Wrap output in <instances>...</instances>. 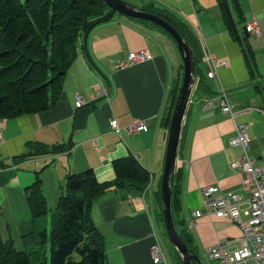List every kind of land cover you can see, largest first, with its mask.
<instances>
[{"label": "crops", "instance_id": "crops-1", "mask_svg": "<svg viewBox=\"0 0 264 264\" xmlns=\"http://www.w3.org/2000/svg\"><path fill=\"white\" fill-rule=\"evenodd\" d=\"M238 1L242 16L236 19L240 21L242 40L231 35L217 0H132L159 13L170 12L179 23L192 28L204 75L214 67V58L228 61L217 67V78L207 77L210 90L196 92L197 79L183 124L188 141L177 164V169L183 170L180 218L185 220L194 250L210 264L216 263L206 255L205 246L231 242L240 234L239 227L208 215L199 217L192 227L188 224L192 212L203 209L204 186L215 184L223 190L240 191L245 197L250 195L242 187L243 172L230 165L241 154L239 147L230 145L237 123H249L251 153L258 164H264V0ZM118 14L82 35L78 56L55 105L37 113L0 119V233L24 249L37 240L35 233L45 228L42 223L47 214L33 219L25 199V187L32 184L37 171H41L49 210L55 213L67 174L93 168L100 182L111 181L116 176L114 160L133 155L151 174L147 192L143 196L113 186L94 202L92 218L105 239L109 264H163L154 262L151 256L154 223L147 205L153 206L158 230L161 218L157 194L169 132L163 120L182 67L175 42L168 34L151 23ZM254 18L260 21L262 35L249 33L246 40L244 24ZM248 44L253 59L248 56ZM84 47L97 67L91 65ZM135 50L147 51L153 58L120 68L119 64L129 62L130 52ZM220 82L235 103V117L218 107H205L204 100L218 91ZM78 93L88 100L79 107ZM113 118L121 128L135 120H146L150 129L124 130L119 135L111 128ZM33 142L68 148L19 159L30 151L28 144Z\"/></svg>", "mask_w": 264, "mask_h": 264}, {"label": "trees", "instance_id": "trees-1", "mask_svg": "<svg viewBox=\"0 0 264 264\" xmlns=\"http://www.w3.org/2000/svg\"><path fill=\"white\" fill-rule=\"evenodd\" d=\"M217 2L231 35L242 40L238 30L240 21L236 19V16H242L239 1ZM141 7L148 12L170 16L171 24L194 50L195 75L199 77L196 92L210 90L207 76L202 73L201 52L192 28L179 23V18L170 12L159 13L149 6ZM116 13L119 12L113 10L106 0H0V119L37 113L55 105L64 90L66 75L78 56L80 38L97 25L113 19ZM135 19L158 26L175 42L161 26L145 19ZM249 36L247 33L244 39ZM84 48L91 65L97 67L87 47ZM247 51L253 59L249 44ZM181 67L182 72L163 120L168 129L182 84L183 62ZM188 135L185 129L182 130L180 155ZM28 146L30 151L18 156L19 159L57 153L68 148L38 142ZM113 167L116 176L111 181L100 182L93 168L67 174L50 233L46 227L39 230L35 233L37 240L24 249H18L12 238L4 239L0 233V264H47L48 242L50 264H109L105 239L92 218L94 202L113 186L127 193H143L151 178L150 172L133 155L115 159ZM182 175L183 170L179 168L172 179V214L180 236L196 253L185 220L179 214ZM157 195L161 220L165 225L160 191ZM25 199L33 219L48 213L49 204L43 190L41 171H37L32 184L25 187ZM75 254L80 256L79 260L75 259Z\"/></svg>", "mask_w": 264, "mask_h": 264}, {"label": "built area", "instance_id": "built-area-1", "mask_svg": "<svg viewBox=\"0 0 264 264\" xmlns=\"http://www.w3.org/2000/svg\"><path fill=\"white\" fill-rule=\"evenodd\" d=\"M264 15V11L262 12ZM245 30L255 36L262 35V29L258 18L247 21ZM152 54L144 50L130 52V61H123L120 68L144 62L152 59ZM228 63L226 59L214 58V67L207 71L206 76L211 79L217 78V67ZM87 99L80 93L76 95L77 106L87 103ZM205 107L220 108L221 112L235 117L238 113L235 103L222 82L218 91L204 100ZM114 132L122 135V132L148 131L150 125L146 120H135L133 123L121 128L115 118L110 121ZM251 135L249 123L236 124L235 133L230 139L231 147H239L241 154L231 160L233 169L243 172L242 187L250 194L248 197L237 190H223L218 185L202 187L203 209L192 212L189 227L196 224L197 219L203 215L215 218H224L235 223L240 234L229 243L217 241L205 246L204 251L208 258L216 264H264V164H258L251 153ZM150 184V183H149ZM149 186V185H148ZM147 188L142 193L144 196ZM154 227L150 236L154 238L150 251L156 263L170 264L166 251L162 245V235L158 232L156 215L153 206L147 205Z\"/></svg>", "mask_w": 264, "mask_h": 264}, {"label": "water", "instance_id": "water-1", "mask_svg": "<svg viewBox=\"0 0 264 264\" xmlns=\"http://www.w3.org/2000/svg\"><path fill=\"white\" fill-rule=\"evenodd\" d=\"M115 11L133 18L151 21L165 29L175 40L183 61V79L174 106L168 132L167 151L161 180L162 212L169 241L181 256L183 264H204L199 254L184 242L172 214V179L177 170L179 146L186 111L194 93L198 77L195 75V55L192 46L170 22L168 14H157L142 9L127 0H106Z\"/></svg>", "mask_w": 264, "mask_h": 264}, {"label": "rangeland", "instance_id": "rangeland-1", "mask_svg": "<svg viewBox=\"0 0 264 264\" xmlns=\"http://www.w3.org/2000/svg\"><path fill=\"white\" fill-rule=\"evenodd\" d=\"M127 1H131V3H133L132 0H127ZM173 44H174L176 50L179 53L180 63H182L183 61H182V57L180 55V52L178 50V47H177L176 43H173ZM52 212H53L52 210L48 211L47 216H46L47 217L46 222L42 223V225H43L42 227H46L49 233L51 231L52 220L54 219V213H52ZM159 215H160V212H159ZM160 218H161V216H160ZM160 221H161V223H159V225H158V222H157V227H158V230L159 231L161 230V232H162V233L160 232V234H163L164 242H162V244H164V248H165V251H166V253H167L168 257H169V260H170V262L172 264H181V261H180V259L178 257V254H177V251L173 247L172 243L169 241V238H168V236L166 234V227L163 224V221L162 220H160ZM15 246L18 249H22V247H23L19 242L16 243ZM47 247H48L47 264H50V243L49 242L47 243ZM201 258H202V261H203L204 264H210V261L208 262L207 259L204 256H201ZM75 259L79 260L80 256L78 254H75ZM212 263H214V262H212Z\"/></svg>", "mask_w": 264, "mask_h": 264}]
</instances>
